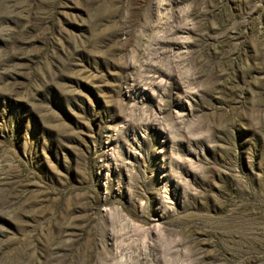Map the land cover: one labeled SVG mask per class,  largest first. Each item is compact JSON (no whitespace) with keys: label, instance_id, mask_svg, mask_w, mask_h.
I'll return each instance as SVG.
<instances>
[{"label":"rangeland","instance_id":"rangeland-1","mask_svg":"<svg viewBox=\"0 0 264 264\" xmlns=\"http://www.w3.org/2000/svg\"><path fill=\"white\" fill-rule=\"evenodd\" d=\"M0 264H264V0H0Z\"/></svg>","mask_w":264,"mask_h":264}]
</instances>
